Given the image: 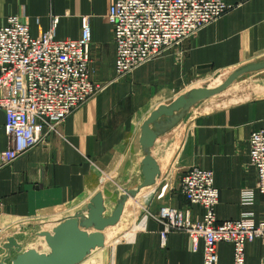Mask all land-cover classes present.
Returning <instances> with one entry per match:
<instances>
[{
  "label": "crops",
  "instance_id": "crops-1",
  "mask_svg": "<svg viewBox=\"0 0 264 264\" xmlns=\"http://www.w3.org/2000/svg\"><path fill=\"white\" fill-rule=\"evenodd\" d=\"M225 1L234 7L218 20L117 78L108 22L115 0H0V25L10 16L23 17L33 37L42 35L57 17L55 37L77 38L81 20L86 18L94 77L103 84L64 119L57 133L46 135L0 168V240L13 237H2L1 232L20 220L56 213L72 218L96 193H101L102 215L108 217L125 190L138 189L134 197L127 196L114 225L101 231L78 225L87 235L102 236V244L94 248L99 252H89L82 264H202V240L193 251L185 234L171 232L162 246L160 225L145 214H155L160 206L169 205L188 208L193 220H201L202 209L179 191L182 175L193 166L213 172L218 221L236 219L244 211L251 212L256 221L264 220V196L255 188L256 171L247 144L250 133L264 127V79L251 81L254 88L246 96L219 97L239 76L264 74V65L233 77L181 118L159 119L149 151L160 172L153 184L140 187L145 153L139 143L140 128L149 114L159 104L169 105L202 79L264 63V0ZM228 78L210 88L223 85ZM7 145L0 112V150ZM249 189L252 202L243 204V193ZM218 264H233L231 243H219ZM244 264H264V239L245 244Z\"/></svg>",
  "mask_w": 264,
  "mask_h": 264
},
{
  "label": "built area",
  "instance_id": "built-area-1",
  "mask_svg": "<svg viewBox=\"0 0 264 264\" xmlns=\"http://www.w3.org/2000/svg\"><path fill=\"white\" fill-rule=\"evenodd\" d=\"M234 5L225 0H115L108 22L115 46V73L123 77L143 63L192 37L215 22ZM57 17L42 35L33 37L23 17H8L0 25V112L8 145L0 150V168L57 133L60 124L76 108L102 89L95 79L90 27L81 20L77 38L57 39ZM250 164L256 171V190L264 196V127L248 138ZM179 191L190 204L199 206L201 220H193L188 208L160 206L151 216L160 225L161 245L171 232H181L196 251L203 241L202 264H218V245L229 242L233 264H244L245 244L264 239V220L256 221L249 211L232 220L218 221L215 207L218 190L213 172L198 166L182 175ZM252 202L251 190L242 196Z\"/></svg>",
  "mask_w": 264,
  "mask_h": 264
},
{
  "label": "water",
  "instance_id": "water-1",
  "mask_svg": "<svg viewBox=\"0 0 264 264\" xmlns=\"http://www.w3.org/2000/svg\"><path fill=\"white\" fill-rule=\"evenodd\" d=\"M264 65V63L248 64L232 73L228 80L218 89H209L207 87L192 88L183 94L176 97L169 105L159 104L149 116L142 122L140 128L139 143L141 144L144 155L141 160V172L144 180L140 187L153 184L156 176L159 174V165L155 158L151 156L149 148L153 146L157 136V121L162 117L171 120L175 117L181 118L186 114L191 106L220 90L233 77L240 73ZM138 189L125 190L117 205L110 216L103 217L104 206L101 193H96L90 202L84 205L80 211L76 212L72 218L69 219V225L72 223L74 227L80 232L81 238L75 239L69 233V225L66 232H59L51 237V253L47 257L40 258L43 264H82L87 254L96 246L102 244V236L99 233H92L87 235L79 230L82 228H94L97 231L103 230L109 225H114L122 212L123 205L127 196L134 197ZM83 214V212H85ZM11 240V239H10ZM86 264V263H84Z\"/></svg>",
  "mask_w": 264,
  "mask_h": 264
},
{
  "label": "rangeland",
  "instance_id": "rangeland-1",
  "mask_svg": "<svg viewBox=\"0 0 264 264\" xmlns=\"http://www.w3.org/2000/svg\"><path fill=\"white\" fill-rule=\"evenodd\" d=\"M242 67L243 66L237 68L235 71L239 70ZM232 73L231 72L217 73L215 75H212L208 78L196 82L191 87L210 88L217 81H220V83L223 82ZM239 77L240 78H238L235 81L236 83L233 84L228 90L224 91L219 97L222 96L224 98L226 95L230 96V95H240V94L246 96L247 94H250L254 88V87L252 88L251 86L252 85L251 81L255 82L257 80L264 79V74L247 73ZM101 85L103 88L102 83ZM221 85L210 89L211 90L218 89ZM232 90L235 94H233V92H230ZM194 107L195 105L191 106L190 110L192 111ZM69 219L70 218H65V217L61 218V215L59 213H56V214H51L46 218H40L37 220L31 219V220H20L15 222L13 224V227H11L10 229H5L4 232H1L2 237H5L6 234L7 235L11 234V236L13 237L6 239L4 238L5 240L4 239L0 240V264H43L40 261V258L47 257L51 253V249H50L51 237L55 236V234L61 231L63 233L66 232L70 222ZM69 229L73 230L72 228ZM6 230L8 231L7 233H5ZM91 251L90 252L92 253V255L94 254L96 255V253L99 252V249L96 248V249H92Z\"/></svg>",
  "mask_w": 264,
  "mask_h": 264
},
{
  "label": "bare ground",
  "instance_id": "bare-ground-1",
  "mask_svg": "<svg viewBox=\"0 0 264 264\" xmlns=\"http://www.w3.org/2000/svg\"><path fill=\"white\" fill-rule=\"evenodd\" d=\"M69 228L73 229V230L69 229V233H70V235H72V237H74L75 239L81 238L80 232L76 229V227H74V225L72 223H70Z\"/></svg>",
  "mask_w": 264,
  "mask_h": 264
}]
</instances>
